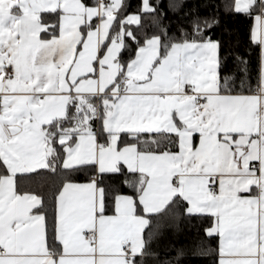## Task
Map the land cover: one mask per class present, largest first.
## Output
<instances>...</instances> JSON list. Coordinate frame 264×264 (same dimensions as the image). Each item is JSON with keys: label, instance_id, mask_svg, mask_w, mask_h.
<instances>
[{"label": "snow or ice", "instance_id": "snow-or-ice-1", "mask_svg": "<svg viewBox=\"0 0 264 264\" xmlns=\"http://www.w3.org/2000/svg\"><path fill=\"white\" fill-rule=\"evenodd\" d=\"M130 7L0 0V264H264V0Z\"/></svg>", "mask_w": 264, "mask_h": 264}, {"label": "trees", "instance_id": "trees-1", "mask_svg": "<svg viewBox=\"0 0 264 264\" xmlns=\"http://www.w3.org/2000/svg\"><path fill=\"white\" fill-rule=\"evenodd\" d=\"M131 7L129 11L133 10L141 0H128ZM203 11V10H202ZM221 23L219 27L213 29L216 36H219L223 42L222 45V53L226 51L230 46L235 45V42L238 40L239 45L237 51L240 53H245L246 49L250 44V26L252 24V20L250 18H246L244 15H225L223 11L220 13ZM148 23L147 20L144 22ZM230 30L231 34L228 31ZM215 38V37H214ZM256 51L257 49L253 47L250 59L252 61L253 66L256 63ZM229 65L232 63V58L229 57L228 60ZM199 235L202 233H197L195 229L189 230V225H183V231L179 234L178 242L179 243H187L191 247V242L198 239ZM165 241H162V248L165 244ZM163 254V251H162ZM181 264H213V257L211 255L202 256V255H192L189 254L187 258L181 261Z\"/></svg>", "mask_w": 264, "mask_h": 264}]
</instances>
